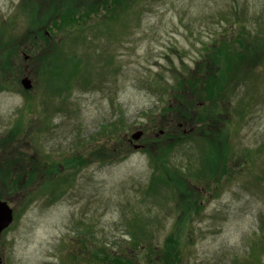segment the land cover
<instances>
[{
	"label": "rangeland",
	"instance_id": "rangeland-1",
	"mask_svg": "<svg viewBox=\"0 0 264 264\" xmlns=\"http://www.w3.org/2000/svg\"><path fill=\"white\" fill-rule=\"evenodd\" d=\"M88 1L71 7L84 22L55 29L60 17L46 0H0V138L18 129L11 150L0 146V164L16 148L17 157L39 158L45 169L60 165L53 179L2 196L13 221L0 234L1 264H107L93 260L103 257L96 251L130 257L138 245L129 223L144 227L149 239L141 246L152 251L177 234V264H264V56L239 68L221 98L211 96L207 105L223 109L210 110L211 125L193 122L185 126L189 139L172 129L162 140L173 143L167 165L179 168L198 207L184 215L176 188L168 187L178 178L149 192L156 179L151 184L154 166L145 151L170 119L175 123L173 114H162L204 61L205 47L240 46L232 40L241 31L264 42V0H135L123 14L106 9L84 19ZM35 29L53 35L33 44L26 36ZM216 122L218 129L226 124L221 136L212 130ZM138 130L143 137L134 143L142 147L134 149L130 135ZM211 148L224 151L218 166L227 174L219 170L199 183L189 170ZM100 149L122 157L92 159ZM73 156L88 162L69 169L65 161ZM147 252L135 264L164 262L145 260Z\"/></svg>",
	"mask_w": 264,
	"mask_h": 264
},
{
	"label": "trees",
	"instance_id": "trees-1",
	"mask_svg": "<svg viewBox=\"0 0 264 264\" xmlns=\"http://www.w3.org/2000/svg\"><path fill=\"white\" fill-rule=\"evenodd\" d=\"M86 1L87 0H46L47 5L49 6V10H54V13H56L57 16L60 17L61 22V26L53 25V23H51V26H53L55 29H58L59 27L68 28L70 27V24L72 22L80 24L83 19L77 22L78 20L76 18V13L75 11L74 13L71 11V7L73 5L74 9L77 8L78 10V7L80 6L79 3H85ZM134 2L135 0H90L88 1V4L84 6L86 7V14L84 19L90 18L91 14L100 13L98 11H104L105 13L106 9L109 10V13L112 11H119L120 14H123L129 11ZM75 3H77V5H74ZM35 4L36 3H30V5H33L34 7L36 6ZM111 14L112 16H114L113 13ZM38 25L39 23L37 24V26ZM33 32L34 34L28 33L26 36L27 39L32 40L33 44H37V40L39 39L43 42L47 41L48 39L46 35L50 33L48 29H35L33 30ZM50 34H52V32ZM247 34L248 33H244L241 31L239 35L237 37L235 36L236 38L234 37V39L232 40L233 45L236 42L240 46L234 45L235 47H226L224 45H221L220 47L218 46L214 48L205 47V52L203 53L204 61H200L197 64L196 70L193 72L194 75L191 77V80L184 79L180 82V90H177L173 94L175 104L167 106L162 114L166 115L167 117L173 114L172 118L175 123H173L170 119L167 124L168 129L165 131L164 135L154 138L149 148L145 149L154 166L153 176L151 177V184L154 178L156 179V181L153 183V186H150L149 192L154 194L158 193V183L164 185L169 184L167 181V177L171 179H173L174 177L175 180L178 178L179 181H177L176 184H171L168 187L171 190L176 188V193L178 194V200L176 201L180 204L184 215L188 214V211H190L191 207H198L200 204V200L187 191L185 179L183 177H180L179 168L173 166L172 170V166L167 165V152L169 151V149L170 151H172L171 145H173V143L169 142L166 144H162V140H166L165 136H168L166 132L171 131L172 129L174 132H177L178 138L189 139L190 137L188 135H184L182 129H185V126H189L193 122L199 121L207 124L204 127L211 125V121H214V119L211 116L210 110L214 109L210 108L207 105V102H211V96L214 95L216 97L215 101L221 98L220 95H222L226 87L232 86V83H228L230 78H233L234 76L236 77L241 73L239 68L245 67L247 64L249 65L251 63L250 60L256 62L264 56V42L261 41L258 33L250 32L248 36ZM251 36L253 37L251 38ZM42 50L45 53V50L47 49H45L44 47ZM228 53L230 55V58H228L227 56ZM38 57L41 58L40 56ZM246 67L250 68V66ZM43 70L45 69L43 68ZM223 106H226L225 100ZM214 107H217L215 102ZM216 110L217 109H215L212 113L223 111L221 107H219L218 111ZM176 118H180V120H176ZM207 120H209V123ZM216 120L218 122V119ZM217 122L212 126V130L217 135L221 136L224 129L226 130V124L218 129ZM226 122L229 123L228 121ZM15 129L16 131H18L17 128H12L6 135L0 138V146L3 149L6 148L5 151L11 150L12 147L9 148L8 145H11L17 139ZM203 132L205 133V130ZM217 135L213 134L212 137ZM150 148H153V152H151L152 149ZM213 148L208 149L205 153L202 154V162L199 168L189 170V175L193 176V179L199 180L197 181L199 183L205 182V179L215 177L219 170V172H221V175L227 174L226 166L221 168L218 166L219 162H225L224 158H222V154H224V151H221L222 149L220 150L219 148ZM14 150H16L17 152H15ZM13 152H10L12 153L10 154V156H5L2 160L3 163L0 164V182L2 181L3 183V189H6V191L8 189L9 191L8 194H4V190H2L3 192L0 191V199H2V196L4 195L6 200H9L11 196L16 194V192L24 191L27 188L34 187L40 181L45 180L48 177L49 181L50 179H53L54 175L59 174L58 170L60 168V165L57 163L54 165H50V167H46L45 169L44 165L41 162V159L34 158V160L30 157H26L27 155L22 154L20 155H22L23 158H21L20 155L19 157H17L20 151L16 148L13 149ZM116 153L117 155L114 154L112 150L103 152V149H100L90 156L92 159L94 158L102 162H109L113 158H118V156L122 157L119 154L122 153L120 152V150L119 152L116 151ZM217 155H219V157ZM85 161L86 160H84L82 157L73 156L71 158H67V160L65 161V164L67 165L65 166H69V169L74 168L78 170L82 166L80 162ZM155 173H157V175H155ZM62 178L63 177H60L57 181L55 180V183H58ZM41 185L44 184L41 183L39 186ZM179 225H181V223ZM129 228L131 242L134 243L135 247H137L138 245V251L136 254L130 255V257H128L121 253V255H109L107 254V251H96L97 253H100V255H103V257H100L98 256V254H96L93 260L97 261L98 263L105 262L107 264H135V262H138L140 259V254L143 253V248H140L143 246H141V244H144V239L146 240L149 238L146 237V234L144 233V227H142L141 224L129 223ZM167 242L168 243L161 247V251L158 252L156 250L152 251L151 248H146L145 252H148L144 253L145 255H142L143 258L145 260L148 259L147 261H149L151 259V256L153 255L154 257H162L164 259V262L162 264H177L179 260L177 259L179 257L178 235H175L173 233L168 238Z\"/></svg>",
	"mask_w": 264,
	"mask_h": 264
},
{
	"label": "water",
	"instance_id": "water-1",
	"mask_svg": "<svg viewBox=\"0 0 264 264\" xmlns=\"http://www.w3.org/2000/svg\"><path fill=\"white\" fill-rule=\"evenodd\" d=\"M21 84L25 89L31 88L30 80L24 78L21 80ZM141 136V132H136L132 135L133 139H138ZM12 221V210L5 202L0 201V233L6 228ZM1 262V259H0Z\"/></svg>",
	"mask_w": 264,
	"mask_h": 264
}]
</instances>
